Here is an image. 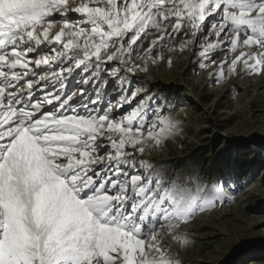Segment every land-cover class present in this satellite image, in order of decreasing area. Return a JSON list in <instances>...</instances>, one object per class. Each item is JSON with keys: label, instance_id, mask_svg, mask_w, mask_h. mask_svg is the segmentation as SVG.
<instances>
[{"label": "snow or ice", "instance_id": "snow-or-ice-1", "mask_svg": "<svg viewBox=\"0 0 264 264\" xmlns=\"http://www.w3.org/2000/svg\"><path fill=\"white\" fill-rule=\"evenodd\" d=\"M189 45L216 83L264 75V0H0V264H181L234 197L144 159L179 122L131 76Z\"/></svg>", "mask_w": 264, "mask_h": 264}, {"label": "rangeland", "instance_id": "rangeland-1", "mask_svg": "<svg viewBox=\"0 0 264 264\" xmlns=\"http://www.w3.org/2000/svg\"><path fill=\"white\" fill-rule=\"evenodd\" d=\"M192 52L191 45L182 53L165 48L170 65L165 59L131 76L133 89L167 98L164 114L179 122V131L144 159L166 176L199 175L205 191L215 182L234 197L183 226L190 243L177 258L181 264H264V75L238 72L216 83L209 76L216 66L201 69ZM223 58L219 50L213 56L217 63ZM109 94L119 101L115 84Z\"/></svg>", "mask_w": 264, "mask_h": 264}, {"label": "bare ground", "instance_id": "bare-ground-1", "mask_svg": "<svg viewBox=\"0 0 264 264\" xmlns=\"http://www.w3.org/2000/svg\"><path fill=\"white\" fill-rule=\"evenodd\" d=\"M75 18V17H74Z\"/></svg>", "mask_w": 264, "mask_h": 264}, {"label": "trees", "instance_id": "trees-1", "mask_svg": "<svg viewBox=\"0 0 264 264\" xmlns=\"http://www.w3.org/2000/svg\"><path fill=\"white\" fill-rule=\"evenodd\" d=\"M230 160V159H229Z\"/></svg>", "mask_w": 264, "mask_h": 264}]
</instances>
